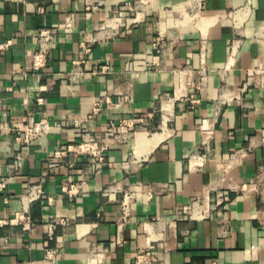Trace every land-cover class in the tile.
Returning a JSON list of instances; mask_svg holds the SVG:
<instances>
[{
	"label": "crops",
	"instance_id": "1",
	"mask_svg": "<svg viewBox=\"0 0 264 264\" xmlns=\"http://www.w3.org/2000/svg\"><path fill=\"white\" fill-rule=\"evenodd\" d=\"M125 1L0 0V264H132L150 245L156 264H264V0H153L112 31ZM41 31L56 47L28 70ZM105 95L114 107L66 125ZM41 119L49 133L19 141ZM125 119L148 133L112 145L105 164L48 167Z\"/></svg>",
	"mask_w": 264,
	"mask_h": 264
},
{
	"label": "built area",
	"instance_id": "2",
	"mask_svg": "<svg viewBox=\"0 0 264 264\" xmlns=\"http://www.w3.org/2000/svg\"><path fill=\"white\" fill-rule=\"evenodd\" d=\"M153 0H126L124 4L115 12L113 19H118L120 22L122 19H125V24L123 26L130 27L133 24H136L140 19L139 15L142 12V8L148 6ZM129 20L132 22L129 23ZM70 25L67 26L69 28ZM116 28H112V31H116ZM53 34L51 31H41L39 33L40 47L37 53L34 55L33 63L28 70L38 71L41 68L46 66L48 52L56 47V42L53 39ZM10 46V43L0 44V51L7 49ZM82 48L86 53L90 52V46L87 43L82 44ZM162 45L161 43L156 44L155 51L157 55L155 59H158L160 55ZM136 63L139 69L146 68V60H137ZM20 72V71H19ZM259 76L263 80L262 84L264 86V68L258 72ZM39 104L43 103V99L38 100ZM116 105L111 99L110 96L105 95L103 97H98L95 99L92 107V112L86 118L73 117L70 121L66 123L68 126H73L74 128H81L85 122L92 120L104 110L105 106L107 108H112ZM144 123L143 119H125L120 121L118 124H110L107 127V130L104 133L91 135L87 140H82L77 143H70L61 146L55 153L54 157L51 159L48 167H56L61 164L64 159L75 160L80 157H89L93 159L94 165H103L105 164L106 153L110 147L117 143H125L136 133L137 127ZM52 129V124L47 119H41L39 122L35 123L32 126H25L21 128L23 137L19 138V141L23 142L26 145L31 144L36 138L46 135ZM8 184L7 179L0 180V193L4 192ZM82 185H71L66 188L63 187L64 192L69 196L78 195L81 191ZM135 192H128L124 196L123 207H124V218L128 217L130 204L134 200ZM191 207H184L178 209L177 216L184 218L189 216L193 218ZM25 220L24 216L17 215L12 224H20ZM9 224L8 222L0 221V229L5 225ZM52 227L49 232V236H53ZM8 243V239L0 236V249ZM34 264V263H29ZM132 264H156L154 258V246L150 245L149 247L142 249L134 262Z\"/></svg>",
	"mask_w": 264,
	"mask_h": 264
},
{
	"label": "bare ground",
	"instance_id": "3",
	"mask_svg": "<svg viewBox=\"0 0 264 264\" xmlns=\"http://www.w3.org/2000/svg\"><path fill=\"white\" fill-rule=\"evenodd\" d=\"M139 17H140V15H139ZM119 22H120V20L116 19V21L114 22L115 24H112V26H114V28H116L119 25ZM131 22L132 21L129 20V23H131ZM141 133H148V132H146V131H138L137 133L134 134V136L137 137ZM134 196H135V194H134Z\"/></svg>",
	"mask_w": 264,
	"mask_h": 264
},
{
	"label": "rangeland",
	"instance_id": "4",
	"mask_svg": "<svg viewBox=\"0 0 264 264\" xmlns=\"http://www.w3.org/2000/svg\"><path fill=\"white\" fill-rule=\"evenodd\" d=\"M125 23H126V22H125V19L123 18L122 21L119 22V25L116 27V29H120V28L122 27V25L125 24ZM107 30H109V29L107 28ZM110 30H112V29H110ZM154 132H155V131H154Z\"/></svg>",
	"mask_w": 264,
	"mask_h": 264
}]
</instances>
